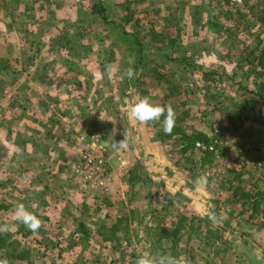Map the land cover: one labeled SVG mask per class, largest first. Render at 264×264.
Returning <instances> with one entry per match:
<instances>
[{
  "label": "rangeland",
  "instance_id": "374dc122",
  "mask_svg": "<svg viewBox=\"0 0 264 264\" xmlns=\"http://www.w3.org/2000/svg\"><path fill=\"white\" fill-rule=\"evenodd\" d=\"M105 1L109 11L120 14L121 0ZM151 1L144 0L137 15L152 20L157 30L170 29L182 45L211 48L217 58L206 64L213 62L252 87V77L245 76L250 70L241 61L249 52L244 49L240 63L234 43L250 51L264 42V0H231L227 6L221 0ZM233 5L241 9L236 21L243 22L225 35L217 12ZM87 8L79 0H0L8 20L0 19V93L14 100L10 121L0 117V122L18 130L11 140L0 133V264H264V161L252 162L264 159V117L250 118L259 116L258 109L250 112L252 100L228 77L222 86L191 73L180 84L170 75V84L186 89L175 96L169 86L148 87V81L138 86L136 76L128 75L130 68L120 67V83L115 67L107 66L103 42L93 36L81 42L91 47L80 44L69 55L76 66L71 77L63 71L61 78L54 75L61 57L34 54L37 43L45 52L59 29L73 21L75 28L68 32L75 35ZM260 75L257 80L264 81V70ZM144 86L148 94L142 96ZM184 104L191 112L186 131L205 134L227 154L223 160L215 157L207 173L192 164L197 155L182 162L176 139L159 141L155 135L163 111L180 116ZM123 120L138 129L136 135L133 128L123 129ZM91 133L101 137L113 170L103 190L89 189L71 170ZM232 166L242 174L238 194L252 195L249 208L240 198L235 205L226 202L235 184L228 171ZM256 194L262 195L255 199ZM257 199L259 210L252 205ZM193 217L200 219L193 226L197 232L142 230L151 220L164 219L168 226ZM81 225L89 232H79ZM112 226L116 232L107 230Z\"/></svg>",
  "mask_w": 264,
  "mask_h": 264
},
{
  "label": "trees",
  "instance_id": "16d2710c",
  "mask_svg": "<svg viewBox=\"0 0 264 264\" xmlns=\"http://www.w3.org/2000/svg\"><path fill=\"white\" fill-rule=\"evenodd\" d=\"M33 1L36 2L38 0ZM148 1V4H150V2L153 4V1ZM247 1L248 0H241V4H246ZM143 2L144 0H121L118 5H116L120 14L116 13L115 10H113V14L109 11L108 4H106L107 2L105 0H79V6H89V8L85 11L81 9L83 10L81 12L83 20L82 22L78 21V24H76L77 31L75 35H70L68 32V28H75V21H73V23L71 22L66 27L59 29L57 36L52 38V40L49 41V44L47 43L48 50L45 52H43L42 46L37 43L38 46L34 50V54L36 53L40 56L47 55L51 52L55 53L54 55H57L59 58L61 57L62 60H59V68L57 70L53 69V74L61 78L60 74L63 71L66 75L71 77L70 73L72 74L76 70V66L72 65L70 60H68V57H70L69 55L75 54L76 51H78V45H80L82 41L84 42L88 36H93L97 40L100 39L98 42H103L102 50L105 56H107V64H109L107 66L111 69V66L115 67L114 70L117 71L115 79H119L120 83L122 82V80H120L121 76L118 73L120 67L122 69L126 68V70L130 68L127 70L128 75L131 77L136 76L138 86L142 81H148V87L169 86L170 90L173 92L172 95L175 96V94L177 95L179 92L182 94L186 93V89L184 85L179 87L178 84H176L175 87L172 83L170 84L168 78L170 75L179 78L180 80L178 82L180 84H183L187 78L185 77L187 73H191V76H198L203 82L209 81L208 83H219V85L222 86L223 78L228 77L234 79L233 82L236 85H239L240 90H243L249 96L250 101L252 100L255 104L254 106V104L251 103L250 112L258 109L259 116L257 118L253 116L249 117L255 121L259 118L261 120L264 117V81L257 80L258 77L261 76L260 72L264 70V42L260 43L259 41L257 44L258 46L250 51L247 50V47H238V44H240L239 42L236 41L234 43L238 60L245 48V52H249L247 53L248 56H245V59L241 58V61L245 63V67L250 70V72H248L249 74L247 73L245 76L246 78L248 77V79L249 76L252 77V87H244L237 80L236 75L225 74L222 70H219L220 68L218 65L213 66V62L211 64H206L208 61L217 58V54L214 53L211 48H208L207 46H199V44H191L188 46L182 45L183 40L180 36H172L169 33L170 29L166 28L164 30H157L151 22L152 20H147L143 16L137 15L136 11ZM230 3L231 0H221L220 5L227 6ZM235 7L236 6L233 5L229 10H222L221 13L217 12V15H219L217 17H221L226 25V27H220V29H223L222 31L225 32V35L229 33L232 34L229 30H232L235 26L241 25L243 22V18L236 21V16L240 15L241 9ZM157 13H159V10L156 11V15ZM3 14L5 13L0 9V19L8 24V20ZM87 17L88 22H85L84 18ZM9 26H11V24H9ZM247 29L248 27L245 28V30ZM95 30L100 31L99 34H97ZM194 33H196V31H194ZM183 35L184 34L181 36ZM21 36L23 39V33H21ZM80 46L91 47L89 42L87 45L81 44ZM30 48L32 47H29V49ZM80 54L83 55V52H80ZM71 57L73 58V56ZM129 60L130 63L128 62ZM46 66V63L40 62L38 67L45 69ZM217 68L219 69L217 70ZM191 76L189 77L191 78ZM185 83H187V79ZM146 87L147 86L142 87V96H145V93L146 95L148 94ZM183 91L185 92L183 93ZM127 94L128 92H125L120 97L124 100V98L127 97ZM227 96H229V94H227ZM162 98L165 100V95H163ZM166 99L170 102L172 101L170 98ZM13 106L14 100H6L4 95L0 93V117L2 121H10L9 113L10 109H13ZM184 107H186V104H184ZM241 110L243 111V108H240V111ZM131 112L133 114L134 110L132 109ZM190 113V108L186 107L180 116H172L170 111L165 109L163 114L157 119V125L159 128L156 130L155 135L159 141L166 142L176 139V144L178 146L176 152L180 156L182 162L192 161L190 158L197 155L199 157L198 162L192 161V164H198L202 172L207 173V171L211 170V164L214 162L215 157L223 160L227 154L225 150L219 146L214 145L213 147L212 141L205 134L201 132H190V130L186 131L185 124ZM142 118L144 119L145 124H150V119L148 120L146 117ZM0 125V133L1 135H5L6 139L11 140L12 136L18 132L15 126L9 128L7 124H3L2 122H0ZM198 144L205 147L206 150L202 151L200 147H197ZM215 151H218L216 155ZM198 152L200 153L198 154ZM232 161L235 165L239 163L237 158ZM262 161H264V159H252V162L256 165L261 164ZM228 171L231 173L235 184L233 192L231 193V196L226 199V202L230 200V202L235 205L237 203L236 199L240 198V200L242 199L243 208H249L248 205L250 204L247 203V201L252 195L250 193L244 194L243 191H240L239 194L237 192L239 190L238 187H236L237 182L242 183L241 172L233 166L229 168ZM261 195L262 194H256L254 198L256 199L258 196L261 197ZM252 205L256 206V209L259 210L261 200H255ZM238 214L241 215L239 212ZM237 217L238 215L235 214V218ZM129 221L130 220H125V222ZM197 222H200V219L197 220V218L193 217L189 220L178 219L175 223H170L167 226L164 223V219L151 220L148 223V226L142 230L143 232H197L193 227ZM142 223V220H140L138 226ZM123 227L124 226H119L121 229ZM140 227L142 226L140 225ZM220 229L223 231L222 228ZM107 230H110V232H116L117 226H112L111 229L109 228ZM79 232L89 231L86 226L81 225ZM210 238H213V236L211 235Z\"/></svg>",
  "mask_w": 264,
  "mask_h": 264
},
{
  "label": "built area",
  "instance_id": "2783aa9c",
  "mask_svg": "<svg viewBox=\"0 0 264 264\" xmlns=\"http://www.w3.org/2000/svg\"><path fill=\"white\" fill-rule=\"evenodd\" d=\"M241 2V0H233ZM86 148L75 162L71 170L83 185L92 190L105 189L112 180L113 170L107 159V150L100 136L91 133ZM202 150L205 148L197 145Z\"/></svg>",
  "mask_w": 264,
  "mask_h": 264
},
{
  "label": "crops",
  "instance_id": "0c3cea01",
  "mask_svg": "<svg viewBox=\"0 0 264 264\" xmlns=\"http://www.w3.org/2000/svg\"><path fill=\"white\" fill-rule=\"evenodd\" d=\"M122 124H123V129H125L127 126H128V128L131 130L132 128H133V131L132 132H134V135H136L135 134V132L137 133V131H138V129L137 128H135V127H132V125L130 124V122L129 121H125V120H123L122 122H121ZM136 125V124H135ZM137 126V125H136ZM139 127V126H138ZM120 131V130H119ZM68 183H72L71 181H69ZM34 185V184H33ZM72 185V184H71ZM57 206V209L59 210V204H57L56 205ZM54 208V207H53ZM57 209H53L55 212H58V210ZM230 233H236V235H242V236H244V234H248L249 232H230ZM241 241V240H240ZM256 244V242H253L252 243V245H255Z\"/></svg>",
  "mask_w": 264,
  "mask_h": 264
}]
</instances>
